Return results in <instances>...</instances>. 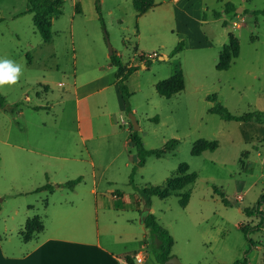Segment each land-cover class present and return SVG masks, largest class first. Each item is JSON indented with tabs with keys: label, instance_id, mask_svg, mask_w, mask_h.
<instances>
[{
	"label": "rangeland",
	"instance_id": "1",
	"mask_svg": "<svg viewBox=\"0 0 264 264\" xmlns=\"http://www.w3.org/2000/svg\"><path fill=\"white\" fill-rule=\"evenodd\" d=\"M98 1L104 30L95 0H62V13L52 20V39L45 43L33 27L31 14L25 12L26 0H0V59L22 68L18 82L0 86V94L9 105L23 103L22 115L17 109H0V174H40L35 162L28 171L17 167L16 157L23 166L25 158L9 144L47 147L59 154L76 141L70 80L90 77L87 65L92 60L110 64L108 41L123 63L131 62L134 52L143 54L145 68L136 66L125 81L143 147L160 149L171 139L177 143L163 156L149 155L142 166L136 165L135 146L127 143L122 148L132 132L124 112V126L115 123L121 130L117 135L86 143L98 187L138 195L133 185L139 189L158 185L169 192L166 198L151 196L150 208L156 222L172 236L171 252L183 264H264V248H252L239 228L261 220L248 216L244 208L259 203L258 209L264 211V197L259 198L264 196V123L224 120L209 111L219 103L232 115L264 112V0H183L178 27L171 16L154 27L146 22L144 27L143 21L154 13L141 16L139 24L131 0ZM226 4L233 10L225 12ZM147 12H175V6L167 0ZM180 41L182 48L172 54ZM229 41L232 47L225 54L230 56L236 45L237 56L227 69H218L219 55ZM176 69L183 74V90L170 98L160 97L154 83ZM27 96L32 102H48V108H22ZM109 97L107 110L118 115V99L113 92ZM198 142H216V148L193 154ZM50 162L48 174L54 178L72 174L65 161ZM193 176V182L179 189ZM86 186L84 181L78 185ZM65 188L63 192L70 194ZM183 194L188 195L185 206L180 204ZM42 213H36L41 220ZM248 237L253 245L256 241L264 245V232L250 231Z\"/></svg>",
	"mask_w": 264,
	"mask_h": 264
},
{
	"label": "crops",
	"instance_id": "2",
	"mask_svg": "<svg viewBox=\"0 0 264 264\" xmlns=\"http://www.w3.org/2000/svg\"><path fill=\"white\" fill-rule=\"evenodd\" d=\"M169 1L175 6V12L146 11L137 16L139 24L141 16L154 13L143 21L144 27L146 22L153 23L154 27L169 16L178 27V21L183 14V0ZM158 3L166 4L167 0H154V5ZM122 64L145 68L139 54L135 52L131 62ZM87 67L91 68L90 77H81L80 81L73 77L69 84L70 93L76 103L74 143L66 147L62 145L65 149L59 154L47 147L9 144L10 147H15L16 153L20 152V156L25 158L23 166L20 164L22 159L16 157L17 167L28 171L35 162L39 164L40 174H0L3 181L0 185V264H128L127 258L133 264H160L154 260L143 243L146 227L141 220L142 215L135 209V201L140 200L142 203L141 198L131 192L115 196L114 191L101 190L98 187L95 162L90 155L87 156L86 143L88 140L117 135L121 130L116 128L115 123L124 126L125 106L115 85V66L92 60ZM45 86L49 89L48 84ZM112 92L118 99V115L107 110ZM24 102L26 106L22 108L27 107L33 111L49 106L48 102H32L29 96ZM34 106L39 109H33ZM133 111L135 109L131 107V112ZM17 113L22 115L23 110L20 108ZM53 126L56 129V121ZM127 143L130 141L125 139L122 143L123 149L127 147ZM53 159L65 161L62 163L72 169V174H63L57 179L48 174L50 160ZM8 176L11 180L7 179ZM76 177H81V181L72 189L65 188L70 194L64 193V187L60 184ZM83 181L88 186L81 189L78 185ZM46 182L52 185L55 183L51 191H34ZM39 210L43 212L42 220L40 219L42 228L35 231L30 238L23 239L20 232L25 221L33 216L41 218L36 215ZM149 211H152L151 208ZM262 228L264 224L257 232H264ZM251 246L264 248L257 241ZM245 260L249 261L247 258Z\"/></svg>",
	"mask_w": 264,
	"mask_h": 264
},
{
	"label": "trees",
	"instance_id": "3",
	"mask_svg": "<svg viewBox=\"0 0 264 264\" xmlns=\"http://www.w3.org/2000/svg\"><path fill=\"white\" fill-rule=\"evenodd\" d=\"M26 1L28 4V8L25 12L31 14V20L34 29L41 36L43 42L45 43L50 42L52 39V35L50 31L52 20L57 18L62 13L61 11L62 0H26ZM98 2H99L98 0H95V10L98 14V19L101 22V27L104 30V23L99 14ZM131 2H132V7L136 12V16L145 13L154 6V0H131ZM74 9L75 12L77 13L80 12L78 3H75ZM231 10H233L232 5L226 4L225 12H229ZM182 46L183 43L181 41L178 42L172 54H176L182 48ZM228 47L229 48L232 47L231 41H229L228 44L223 45L221 51L222 53H220L219 55V63L217 64L218 69H227L237 56V46L235 45L234 49L231 50L230 56L225 54V50H227ZM139 58L140 60H143V54H140ZM109 59H110V63L116 68L115 85L120 94V98L125 106V112L127 113L131 112V108L128 103L129 93L125 85V81L128 78V76L133 71L136 70V66L127 67L126 65L122 64L120 59L117 56H115L114 52L109 56ZM223 59L225 60V62L222 61ZM146 63H148V61ZM183 88H184V77L181 70H177V69L169 77L159 80L154 84V89L156 93L160 97H164V98L172 97L173 95L181 92ZM208 99L215 101L216 98L214 95H209ZM22 104H23L22 102H19L13 105H9L5 102L4 97L0 94V109L7 110L9 112H14L16 109L19 110ZM33 109H39V107L34 106ZM209 111L219 115L224 120H233L239 122H256L261 124L264 123V112L258 110L246 112L241 115H232L224 106H222L219 103H216L209 109ZM128 125L132 131L129 136V141L136 148V153H137L136 165L138 166H142L145 163V158L149 155H154L155 157L163 156L168 149L172 148L177 143L175 139H171L168 140L164 144V146L160 149L147 150L143 147L142 141L139 135L137 134V132L133 130L132 125L130 123H128ZM198 144L201 145L197 146ZM215 148H216V142H198L194 144L192 148V153L198 154L203 150H213ZM134 169L135 168H133L132 173L130 174L129 182H128L131 185H133L132 176ZM193 180H194V176L192 178H189L186 182L180 184L179 189L184 187V185L186 184H190L191 182H193ZM80 181H81V177H76L74 179L65 181L64 183L60 184V186L66 187L68 189H72ZM133 187L134 190L138 192V196L141 198L142 201V203L140 202V200L135 201V209L144 217L142 222L146 227V232L143 239V243L151 251L154 260L160 264H164V262L171 256V246L173 243V239L172 236L168 233V231L156 222L154 215L149 211V209H150L151 196L166 198L169 195V192L160 189L158 185H151L149 187H145L141 189L136 188L134 185ZM52 189H53V185L49 182H46L45 184L35 188L34 191L35 192L41 190L51 191ZM113 194L115 196H118L120 195V192L118 190H115ZM220 195L222 197L223 202L225 204H229V201L224 198L222 193H220ZM263 197L264 196H260L259 198H263ZM187 200H188V195L183 194L182 198L180 199V204L182 206H185ZM258 204L259 203H257L253 209L244 208L243 211L248 216L259 217L261 219L260 222L255 226H251V227L247 225L239 226V228L244 234L245 239L251 245H253V242L250 241L248 237V233L250 231L252 232L259 230L264 224V212L258 209ZM41 228H42V222L40 218L38 216H33L25 221L24 227L20 232V235L22 236L23 239H28L35 231H38ZM245 259L246 258H244V260ZM127 262L128 264H133L129 258H127ZM240 263L241 262L237 261L233 264H240Z\"/></svg>",
	"mask_w": 264,
	"mask_h": 264
},
{
	"label": "clouds",
	"instance_id": "4",
	"mask_svg": "<svg viewBox=\"0 0 264 264\" xmlns=\"http://www.w3.org/2000/svg\"><path fill=\"white\" fill-rule=\"evenodd\" d=\"M21 74V65L10 59H0V86L16 84Z\"/></svg>",
	"mask_w": 264,
	"mask_h": 264
},
{
	"label": "water",
	"instance_id": "5",
	"mask_svg": "<svg viewBox=\"0 0 264 264\" xmlns=\"http://www.w3.org/2000/svg\"><path fill=\"white\" fill-rule=\"evenodd\" d=\"M107 48H108V54L110 56L113 53V51H112L111 45L109 44L108 41H107ZM159 58H161V60L167 59V57H161V56ZM127 117H128L129 123L133 127V130H135V131L138 130V124H137V122L135 120V117H134L133 113L132 112H128ZM143 218L144 217L141 216V220H143ZM164 264H183V263L180 261V259L178 257L172 255L164 262Z\"/></svg>",
	"mask_w": 264,
	"mask_h": 264
},
{
	"label": "built area",
	"instance_id": "6",
	"mask_svg": "<svg viewBox=\"0 0 264 264\" xmlns=\"http://www.w3.org/2000/svg\"><path fill=\"white\" fill-rule=\"evenodd\" d=\"M152 55H153V56H155V57L157 56V54H156V53H153Z\"/></svg>",
	"mask_w": 264,
	"mask_h": 264
}]
</instances>
